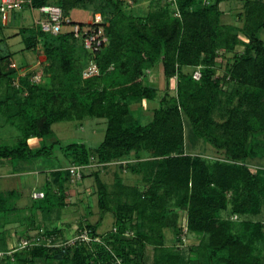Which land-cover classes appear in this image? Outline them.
<instances>
[{"label":"trees","instance_id":"1","mask_svg":"<svg viewBox=\"0 0 264 264\" xmlns=\"http://www.w3.org/2000/svg\"><path fill=\"white\" fill-rule=\"evenodd\" d=\"M223 1L150 0L152 10L141 17L124 11L123 0H31L34 12L55 5L66 18L75 7L91 9V19L99 12L108 42L90 52L71 32L52 35L35 24L17 35L25 49H38V67L24 72L0 57V126L19 133L15 144H0V164L56 152L68 162L56 171V190L46 183L43 198L33 199L21 237L40 242L9 249L1 229L0 264H264V167L248 165L264 160V1L244 0L236 24L222 22ZM90 63L97 73L84 77ZM158 64L166 83L176 79L175 95L166 88L141 124L130 106L156 99L146 71ZM87 119L105 120L98 145L54 139V124ZM34 138L37 147L30 146ZM198 141L224 157L188 152ZM112 164L139 175L141 184L126 185L115 174L107 185L101 171ZM72 167H83L80 179L71 177ZM86 176L94 180L100 219L79 223L72 239L57 243L60 229L37 225L36 212L47 219L65 207L63 182ZM13 196L0 193L4 224ZM106 213L113 229L100 234ZM166 229L175 232L172 246L165 245ZM186 233L198 236L188 257L181 251ZM82 234L88 240L77 238Z\"/></svg>","mask_w":264,"mask_h":264},{"label":"rangeland","instance_id":"2","mask_svg":"<svg viewBox=\"0 0 264 264\" xmlns=\"http://www.w3.org/2000/svg\"><path fill=\"white\" fill-rule=\"evenodd\" d=\"M244 0H224L220 3L219 8L224 13L222 17L223 23H237L236 14L242 11ZM264 1V0H263ZM123 10L134 16H145L152 10L150 0H123ZM93 12L88 8H71L68 11L67 18L72 22L88 24L91 20ZM97 14V13H96ZM98 14H100L98 12ZM13 15V16H12ZM12 16V18H10ZM41 14L38 11L31 12L25 8L19 12H12L8 22L5 24L0 19V57L9 56L11 60L25 71H30V68L38 67L37 53L38 49L27 50L22 35H15L21 28H30L35 26V19L40 18ZM16 17V18H15ZM20 17V18H19ZM2 23V24H1ZM148 81L155 85L158 89L157 97L154 101H141L133 103L130 106L135 116L140 117L141 124H145L151 120L152 110L158 107L160 99L164 96L165 89L170 95H175L176 79H171L168 83L164 80L161 67L158 64L156 67L147 70ZM1 122V121H0ZM54 139H60L64 143L82 141L89 146L98 145L104 137L105 120L103 119H87L81 122H60L52 126ZM187 132V129H186ZM18 131L14 128L3 125L0 126V144L13 145L16 142ZM52 140H46L48 145ZM30 143V141H29ZM37 147V146H36ZM188 152L195 155H202L206 158H223V154L217 152L210 145L198 141L193 148H188ZM58 152L52 157L34 159L27 162H20L16 165L2 162L0 164V193H14L10 198L15 209L8 216V223L4 224L3 219H0V231H7L8 248L12 249L21 243L23 240L22 232L24 227L30 221V209L34 202L32 198L33 192L46 190V183L56 190L58 180L57 170L61 167L67 168L68 162L64 159L58 161L56 159ZM59 155V154H58ZM248 165L252 169L264 167V160L250 161ZM91 171L86 172L89 175ZM119 174L124 183L129 186H134L140 183V176L130 173L129 171L121 172L119 164H112L107 169L101 171L102 180L110 187L114 183V175ZM62 189L65 194V207L53 209L44 219L42 214L37 211L35 215L36 224L45 229L51 230L55 227L60 229L61 235L57 243H61L66 239H72L79 223L87 222L95 224L100 219L97 206V197L95 192L94 180L92 177L86 176L83 180L64 181ZM38 202V201H37ZM87 215V216H86ZM87 217L86 219H84ZM114 217L111 213L103 215L102 221L98 226V233L105 234L113 229ZM2 229V230H1ZM37 233L33 231L32 234ZM165 245L172 246L174 231L166 229ZM198 236L192 233H186L184 236L183 246H181L182 254L189 256L190 248L196 244ZM147 263H150L153 258V248L148 247ZM40 264V263H37Z\"/></svg>","mask_w":264,"mask_h":264},{"label":"built area","instance_id":"3","mask_svg":"<svg viewBox=\"0 0 264 264\" xmlns=\"http://www.w3.org/2000/svg\"><path fill=\"white\" fill-rule=\"evenodd\" d=\"M28 5L32 12L31 0H0V19L3 23H7L9 16L12 12L22 11L24 6ZM42 18L36 19L35 24L40 27V29L52 35L60 34L64 31L71 32L73 36L77 39H81L82 45L85 49L90 52H97L108 42V37L104 33L103 26L101 25L103 20L100 14H95L90 20L87 26L81 27L78 24H72L71 20L64 17L62 9L55 5H43L38 9ZM11 68H17L15 63H11ZM94 73H97V67L93 63L83 71V76L88 77ZM193 78L198 80L200 78V71L197 68L193 74ZM34 82H39L41 80L40 75L34 76ZM120 163V162H116ZM83 167H72L70 168L71 177L80 179L81 171ZM43 192H33V199L43 198ZM80 239L88 240L85 234H82ZM34 242H40V237H36L34 240L23 239L18 248H24L30 246ZM52 241L48 244L51 245Z\"/></svg>","mask_w":264,"mask_h":264},{"label":"crops","instance_id":"4","mask_svg":"<svg viewBox=\"0 0 264 264\" xmlns=\"http://www.w3.org/2000/svg\"><path fill=\"white\" fill-rule=\"evenodd\" d=\"M13 16V15H12ZM12 16L10 17V18H12ZM16 18V17H15ZM20 18V17H19ZM2 22V21H1ZM8 22V21H7ZM2 24V23H1ZM6 24V23H5ZM19 32H17L15 35H17ZM38 54V53H37ZM37 59H41V56H39V55H37ZM12 63H14L13 62V60H12ZM38 143H39V141L37 140V139H30V146L31 147H36V146H38Z\"/></svg>","mask_w":264,"mask_h":264}]
</instances>
